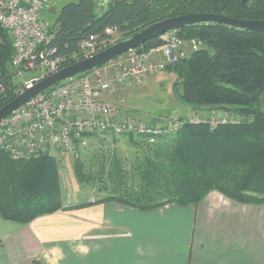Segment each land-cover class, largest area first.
I'll list each match as a JSON object with an SVG mask.
<instances>
[{"label": "trees", "instance_id": "trees-1", "mask_svg": "<svg viewBox=\"0 0 264 264\" xmlns=\"http://www.w3.org/2000/svg\"><path fill=\"white\" fill-rule=\"evenodd\" d=\"M95 0L64 3L50 25L49 44L64 57L62 67L84 58L83 38L120 39L155 21L187 13L209 12L239 19H264V0H108L99 13ZM181 38H198L203 47L164 70L175 76L177 98L196 111L223 110L233 122L210 126L182 122L176 130L153 136L122 133L130 151L111 148L78 156L73 172L82 184L102 192L93 201L65 206L61 198L58 160L52 154L13 159L0 150V217L28 223L37 216L114 200L138 209L167 203L197 204L210 191L244 203L264 202V32L216 23L192 24L175 30ZM160 37L135 47L147 50ZM12 40L0 25V107L20 89L10 64ZM112 141L117 135L110 133ZM84 139L99 135L84 133Z\"/></svg>", "mask_w": 264, "mask_h": 264}, {"label": "crops", "instance_id": "crops-1", "mask_svg": "<svg viewBox=\"0 0 264 264\" xmlns=\"http://www.w3.org/2000/svg\"><path fill=\"white\" fill-rule=\"evenodd\" d=\"M0 264H264V202L210 191L195 205L107 200L28 223L0 217Z\"/></svg>", "mask_w": 264, "mask_h": 264}, {"label": "built area", "instance_id": "built-area-1", "mask_svg": "<svg viewBox=\"0 0 264 264\" xmlns=\"http://www.w3.org/2000/svg\"><path fill=\"white\" fill-rule=\"evenodd\" d=\"M54 0H0V25L12 40L11 66L18 72L39 70V78L62 68L64 57L49 44L50 22L43 10ZM109 38L96 35L83 38L79 51L87 57L111 42L116 29H108ZM162 42L150 49H129L117 58L66 79L34 95L0 120V150L13 159H28L53 150L78 156L84 133L107 136L110 133L135 132L153 136L167 133L181 119L155 120L130 114L120 116L117 106L104 99L116 85L144 84V76L162 70L165 65L184 59L203 47L198 38H181L175 30L164 33ZM37 78L25 85L29 87ZM2 82L0 80V88ZM184 117L189 122L210 126L237 121L234 114ZM231 115L230 117L227 116ZM216 115V116H215ZM222 117V118H221Z\"/></svg>", "mask_w": 264, "mask_h": 264}, {"label": "rangeland", "instance_id": "rangeland-1", "mask_svg": "<svg viewBox=\"0 0 264 264\" xmlns=\"http://www.w3.org/2000/svg\"><path fill=\"white\" fill-rule=\"evenodd\" d=\"M68 1L76 0L53 1L52 8H54L55 11H48L45 13V17L50 24L54 22L55 16L61 5ZM105 1L106 0H95L97 13L104 8V5L106 4ZM120 36L121 34L119 32H114L112 34L111 42L106 44L102 49L115 43ZM166 66L167 65H165L164 68ZM164 68L157 72L146 74L144 76V84L142 85L133 84L131 86H125L117 84L115 91L111 93L112 96H109L108 98L105 97L104 99L117 106V113L120 116L123 114H130L136 118L141 117L142 119H151V122H154L155 120H175L180 117L192 115L209 117L212 113H215L216 115L218 114V116L222 117L226 116V112L223 110H214L209 112L196 111L192 106L180 101L177 98V95H175L173 89L175 76L172 72L164 70ZM39 74V70H25L21 74L15 71L13 80L16 84H19V92L25 89L26 83L31 79H39ZM2 89L3 84L0 90ZM227 116L230 117L231 115L227 114ZM99 137L101 141H99L96 137H88L84 139V142L80 145L81 154L89 155L91 152L97 151V149L106 150L108 148L117 149L119 153L123 155L129 153L130 151V147L126 142L127 138L124 135H117L119 140L115 142L112 141V137L109 135ZM51 154L57 158L59 164L61 198L63 204L68 206L73 203L83 202L87 199L93 200L103 194L102 192L97 191L96 185L82 184L76 179L72 165L75 156L69 152L60 150H53Z\"/></svg>", "mask_w": 264, "mask_h": 264}, {"label": "water", "instance_id": "water-1", "mask_svg": "<svg viewBox=\"0 0 264 264\" xmlns=\"http://www.w3.org/2000/svg\"><path fill=\"white\" fill-rule=\"evenodd\" d=\"M216 23L240 28L251 32H264V19H239L224 14L196 12L170 16L139 29L138 31L116 41L87 57L63 66L57 71L43 76L32 85L19 92L8 103L0 107V120L11 111L22 105L29 98L73 76L86 72L96 66L105 64L129 49L143 45L146 41L161 37L164 33L177 30L192 24Z\"/></svg>", "mask_w": 264, "mask_h": 264}]
</instances>
